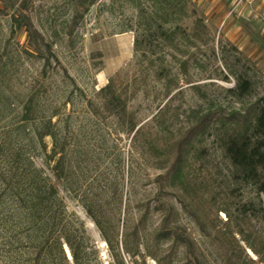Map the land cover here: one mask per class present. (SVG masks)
I'll return each mask as SVG.
<instances>
[{"label": "rangeland", "instance_id": "374dc122", "mask_svg": "<svg viewBox=\"0 0 264 264\" xmlns=\"http://www.w3.org/2000/svg\"><path fill=\"white\" fill-rule=\"evenodd\" d=\"M21 2L51 46L52 55L45 54L47 63L29 46L23 27L11 19ZM187 4L189 14L183 24L202 38L197 46L172 48L151 23L156 18L161 21L158 16L149 18L154 12L151 0H85L84 6L79 0H0V147L20 150L55 182L34 127L47 118L65 125L69 168L78 166L77 179L72 187H57L67 211L83 221L96 244L99 261L90 264L116 261L107 245L106 258L102 256L98 241L103 238L78 201L84 194L116 214L118 234L113 230L111 237L118 241L123 264H156L143 245L135 257L125 253L123 235L136 226L154 248L153 233L167 213L170 224L194 242L203 264H226L218 246H227L221 232L228 216L220 209L228 206L233 211L244 202L257 206L262 199L252 184L232 182L231 165L218 138L224 130L222 115L242 112L258 99L264 102V3L187 0ZM136 38L141 50L151 48L150 56L135 49ZM110 80L123 92L135 123L133 131L127 118L93 111L101 102L97 91ZM243 80L249 82L246 92L229 91L241 87ZM27 103L34 119L23 120ZM209 111L215 117L193 145L186 167L196 187L190 194L170 182L166 149ZM44 142L49 150L50 138ZM147 204L148 217L140 224ZM157 205L161 209L155 210ZM190 211L201 216L213 236L201 231ZM22 219L21 208L0 180V264H19V238L22 246L26 240L20 234ZM252 224L260 226L264 236V223L253 220ZM129 242L134 244L133 237ZM168 245L161 241L159 248ZM183 259L179 248L175 261Z\"/></svg>", "mask_w": 264, "mask_h": 264}, {"label": "trees", "instance_id": "16d2710c", "mask_svg": "<svg viewBox=\"0 0 264 264\" xmlns=\"http://www.w3.org/2000/svg\"><path fill=\"white\" fill-rule=\"evenodd\" d=\"M153 9L150 19L155 16L161 21L152 20L155 30L165 45L178 48L181 44L191 43L198 45L201 34L196 30L188 32L183 24L184 18L189 14L187 0H151ZM85 5V0H79ZM142 4L139 3V11L142 12ZM15 7V4L4 8ZM26 6L21 2L15 7L11 16L13 23L23 27L27 33L28 43L35 54L49 61L47 55H52L51 46L45 41L42 33L36 28L31 17L24 12ZM79 16L76 14V17ZM74 22V20H73ZM169 24L170 26H166ZM135 49L141 50L140 40L136 38ZM143 54L150 56L151 48L141 50ZM149 53V54H148ZM151 53V54H150ZM47 54V55H45ZM1 60V57H0ZM185 66V62H182ZM65 75H69L65 72ZM249 82L243 80L240 85L229 89L235 92H246ZM100 104L96 112L104 113V117L126 119L130 125V131L135 128L132 115L127 111L125 97L110 80L105 86L97 91ZM215 113L206 112L199 116L196 121L181 131L178 136L167 146L168 155L167 176L172 185H179L185 192L195 193L196 187L186 174L189 156L193 145L199 141L210 126ZM34 119L32 107L27 103L24 108L23 120ZM224 130L219 136L224 157L231 165L230 179L235 183L252 184L256 187L262 199L257 206L253 203L244 202L238 204L233 211L223 207L228 216L221 235L227 240V246L219 243L222 257L226 264H264V236L259 227L253 228L252 221L264 223V102L261 99L248 104L241 112L233 110L219 118ZM34 134L44 153L47 164L51 163L50 169L55 182L40 168L29 161L24 153L15 148L0 147V180L4 190L9 192L22 210L23 226L20 234L24 237L25 244H21L16 250L19 264H90L92 260L99 261L98 251L94 240L87 233L84 223L74 213H69L59 195L57 184L63 187H72L75 182L76 169L70 170L67 152V137L65 125H60V120L52 121V118L39 120L34 127ZM50 138V149L44 138ZM153 149L158 150L154 143ZM74 152H77L75 145ZM77 160V157H74ZM77 165V164H76ZM87 216L97 227L101 237L111 251L116 264H123L118 250V241L113 242L111 232L115 230L116 214L113 210L104 211L102 204L95 198L86 194L78 198ZM119 205L121 199H118ZM155 210L161 209L160 205ZM149 206L145 207L138 222L142 224L148 217ZM190 215L198 223L201 231L210 236L211 232L205 221L194 211ZM169 213L162 217L159 228L153 233L151 242L156 247L144 240L139 228L134 226L123 235V250L135 257L140 254L139 246L143 245L145 253L156 264H203L202 254L195 250L194 242L185 235L184 231L170 224ZM138 226V225H137ZM117 227V226H116ZM237 234L239 240L234 236ZM115 236V235H114ZM213 236V235H211ZM133 237L134 244L129 239ZM161 241L169 242L166 248H159ZM25 245V246H24ZM179 248L183 252V260L175 261ZM154 249V250H153ZM250 250L255 258L249 256Z\"/></svg>", "mask_w": 264, "mask_h": 264}, {"label": "bare ground", "instance_id": "6f19581e", "mask_svg": "<svg viewBox=\"0 0 264 264\" xmlns=\"http://www.w3.org/2000/svg\"><path fill=\"white\" fill-rule=\"evenodd\" d=\"M98 243H99V247H100V249H101V251H102V256L104 257V258H106V254H105V250H106V242L103 240V239H100L99 241H98ZM250 252V254L252 255V256H254V254L251 252V251H249Z\"/></svg>", "mask_w": 264, "mask_h": 264}, {"label": "built area", "instance_id": "2783aa9c", "mask_svg": "<svg viewBox=\"0 0 264 264\" xmlns=\"http://www.w3.org/2000/svg\"><path fill=\"white\" fill-rule=\"evenodd\" d=\"M241 1H243L245 3H251L253 0H241ZM261 1L264 3V0H261Z\"/></svg>", "mask_w": 264, "mask_h": 264}]
</instances>
